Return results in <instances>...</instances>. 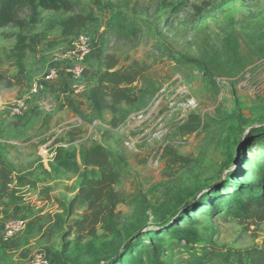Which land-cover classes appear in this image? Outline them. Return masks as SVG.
<instances>
[{
  "label": "rangeland",
  "instance_id": "374dc122",
  "mask_svg": "<svg viewBox=\"0 0 264 264\" xmlns=\"http://www.w3.org/2000/svg\"><path fill=\"white\" fill-rule=\"evenodd\" d=\"M83 1L92 6L98 21L84 31L93 50L84 62L82 95L67 94L72 80L68 74L49 84L46 91L32 93L35 82L51 68L61 67L55 59L68 48L61 42L49 46L61 41L57 22L68 15L42 8V22L35 33H41L45 40L35 54L26 55L25 83L12 89L0 85V158L37 186L22 188L19 201L0 203V264H32L39 253L49 264H55L53 254L57 251H63L64 259L72 264H103L125 251L129 234L149 225L153 212L189 209L196 204L183 209L188 198L208 186L204 193H212L245 160L264 163V144L248 148L244 142L248 133L264 126V0H217L201 17L195 16L192 6L203 0ZM184 3L187 8L176 13ZM117 11L139 27L137 38L106 35L109 20ZM1 33L0 73L15 76V41ZM107 54L115 56L120 67L135 61L149 67L147 81L130 88L136 104L125 110L128 117L117 129L108 125L109 114L101 121L94 119L88 95L99 81L101 62ZM23 97L28 98L27 111L14 116L12 104ZM140 114L147 117L144 122H138ZM191 115H197L202 126L186 135L182 127L190 122ZM160 124L161 135L149 136ZM126 142H134V146L128 148ZM92 143L104 144L124 163L119 189L130 195L131 202L118 207L123 215L118 236L100 230L97 238L76 243L74 238H64L65 213L56 200H72L83 170L60 169L45 150L52 153L56 145L63 144L64 157L76 161L80 148ZM166 148L174 149L189 163L173 165L161 156L155 167L154 155H163ZM88 174L98 176L96 171ZM240 181L255 184L260 180ZM192 215L188 230L202 242L235 249L264 245V223L250 226L237 212L213 214L204 206ZM12 219L24 221L25 229L6 242L5 225ZM159 239L151 244L147 238L140 240L138 243L147 246L143 254L132 256L136 247L132 248L118 264L211 261L210 253L201 245H189L168 235Z\"/></svg>",
  "mask_w": 264,
  "mask_h": 264
},
{
  "label": "trees",
  "instance_id": "16d2710c",
  "mask_svg": "<svg viewBox=\"0 0 264 264\" xmlns=\"http://www.w3.org/2000/svg\"><path fill=\"white\" fill-rule=\"evenodd\" d=\"M217 0H203L200 4L193 5L196 17H201ZM39 8L55 14L68 15L57 22L60 29L61 41L50 43L51 48L61 42L70 46L88 26L97 23L98 17L92 6L83 0H0V31L1 36L7 40H14L12 58L18 70L17 75L10 76L0 73V85L6 89L23 86L26 81L24 61L28 52L35 54L38 46L45 40L41 33L35 30L42 22ZM187 8L184 3L176 8V13H181ZM140 29L128 20L120 11L115 12L108 23L106 35L122 39L137 38ZM119 60L111 55L104 56L101 62L102 71L98 83L89 90L94 119L101 121L109 114L108 123L117 129L128 117L126 109H133L135 100L130 95V88L135 84L145 83L149 72L146 64L137 61L129 66H119ZM73 102V101H72ZM72 107V103H69ZM78 114V111H74ZM201 120L197 115L190 116V122L182 127L184 134H193L201 128ZM245 146L250 148L257 144H264V126L253 130L245 137ZM66 146L60 144L55 150L54 162L62 170H83L81 184L69 203L56 200L65 213L64 238H74V242L81 243L87 239H95L98 231L105 234L118 236L123 215L118 210L120 205H129L130 195L119 189L125 174V165L118 160L110 148L102 143H92L82 146L79 151L80 164L72 159L65 158ZM170 164L189 163L172 148H166L162 155ZM264 160V155H262ZM98 173V176H89L88 172ZM259 179V183H242L240 180ZM37 188L36 184L27 176L18 174L5 160L0 158V203L5 201L16 202L21 197L24 187ZM264 163L246 161L227 174L223 183L212 193H203L190 204H196L189 209L178 212L173 218L175 208L168 209L165 213L153 212V221L129 234L125 251L117 257L111 258L103 264H118L125 259L130 249L135 248L133 255H142L147 246L138 243L148 239L153 243L159 241V236H171L180 242L189 245H201L204 251L211 255L208 264H264V245H254L244 249L219 247L202 242L195 232L188 228L192 225L194 210L202 206L210 212L226 215L239 213L248 225L264 223ZM47 195V192L41 189ZM214 193V196L211 194ZM211 196L213 198H211ZM216 199V200H214ZM202 214V213H200ZM75 215L79 217L72 219ZM151 226L144 234L139 232ZM185 228L181 229L180 227ZM138 244V245H137ZM141 248V249H140ZM139 249V250H138ZM55 264H72L63 257V251L53 254ZM90 264V263H86ZM100 264V263H96Z\"/></svg>",
  "mask_w": 264,
  "mask_h": 264
},
{
  "label": "built area",
  "instance_id": "2783aa9c",
  "mask_svg": "<svg viewBox=\"0 0 264 264\" xmlns=\"http://www.w3.org/2000/svg\"><path fill=\"white\" fill-rule=\"evenodd\" d=\"M90 37L86 33H82L73 43L63 52L62 55L56 57V61L60 63V68H51L40 82H35L32 85V93L38 94L46 91L49 84L58 80L63 74H68L71 77V84L67 89V94L72 96H80L84 92V86L81 80L84 76V62L91 55L93 47ZM188 106L193 103L188 100ZM28 108V98L23 97L12 104V114L14 116H22ZM138 122H144L147 117L140 114L137 116ZM162 125L160 124L152 134L149 136L155 138L162 133ZM126 147L131 148L134 142H126ZM59 145H56L57 148ZM45 153L49 158L55 156V152L49 153L46 149ZM162 154L154 155L152 164L158 167ZM48 158V160H49ZM25 229V222L19 219H12L5 225L4 240L10 241ZM32 264H49L48 259L44 254H37L32 260Z\"/></svg>",
  "mask_w": 264,
  "mask_h": 264
},
{
  "label": "water",
  "instance_id": "95a60500",
  "mask_svg": "<svg viewBox=\"0 0 264 264\" xmlns=\"http://www.w3.org/2000/svg\"><path fill=\"white\" fill-rule=\"evenodd\" d=\"M225 178V175L222 176L219 180L215 181L214 184H217L219 181L223 180ZM213 184V185H214ZM210 186L204 188L201 190L200 193L194 195V196H191L190 198H188L185 202H184V205H183V209L187 208L189 205H190V202H192L193 200H196V198L198 199ZM192 199V200H190ZM178 214V212L174 213L170 218H173L175 217L176 215ZM116 255H114L113 257L111 258H114Z\"/></svg>",
  "mask_w": 264,
  "mask_h": 264
},
{
  "label": "crops",
  "instance_id": "0c3cea01",
  "mask_svg": "<svg viewBox=\"0 0 264 264\" xmlns=\"http://www.w3.org/2000/svg\"><path fill=\"white\" fill-rule=\"evenodd\" d=\"M66 75V74H65ZM66 76H68V75H66ZM66 84H69L67 81H66ZM136 104V103H135ZM79 157V156H78ZM77 162L80 164V159L78 158L77 159ZM46 167H47V165H45Z\"/></svg>",
  "mask_w": 264,
  "mask_h": 264
}]
</instances>
